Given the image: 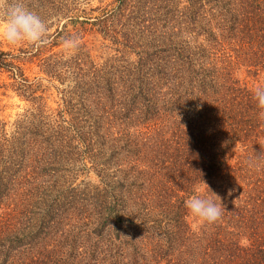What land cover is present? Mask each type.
Wrapping results in <instances>:
<instances>
[{
	"label": "trees",
	"instance_id": "16d2710c",
	"mask_svg": "<svg viewBox=\"0 0 264 264\" xmlns=\"http://www.w3.org/2000/svg\"><path fill=\"white\" fill-rule=\"evenodd\" d=\"M77 1L22 0L56 28L0 51L30 103L0 120V264H264V0ZM203 181L212 224L185 206Z\"/></svg>",
	"mask_w": 264,
	"mask_h": 264
},
{
	"label": "clouds",
	"instance_id": "9594fccd",
	"mask_svg": "<svg viewBox=\"0 0 264 264\" xmlns=\"http://www.w3.org/2000/svg\"><path fill=\"white\" fill-rule=\"evenodd\" d=\"M49 23L36 12L29 10L22 0L0 4V41L9 46L42 45L47 42ZM64 48L73 51L79 46V38L64 40ZM253 99L258 109L257 117L264 122V83L253 89ZM257 159H260L258 156ZM204 186H196L193 194L185 201L191 217L200 223L212 224L219 221L225 212L221 199L203 181ZM206 193L219 197V202Z\"/></svg>",
	"mask_w": 264,
	"mask_h": 264
},
{
	"label": "rangeland",
	"instance_id": "374dc122",
	"mask_svg": "<svg viewBox=\"0 0 264 264\" xmlns=\"http://www.w3.org/2000/svg\"><path fill=\"white\" fill-rule=\"evenodd\" d=\"M113 0H78L77 5L79 7H85L87 9V16H90L92 19L93 16L99 15L98 11H89L90 8L94 7H104L107 4H110ZM2 3H9L8 0H0V4ZM91 12V13H90ZM72 13V12H71ZM71 13H68L67 15H70ZM84 16V15H83ZM54 19V18H53ZM60 20V19H59ZM54 22L56 21L53 20ZM65 21L64 18H61V22L59 26ZM56 24V23H55ZM54 23L49 28V33L53 32L56 28V25ZM83 39L88 40V45L91 46L94 51V55H98L99 57L105 58L107 53L114 54L115 52L112 49H106V47L102 46H111L112 44L110 41H103L100 36H94L92 33H86L84 34ZM22 46V45H21ZM21 46H9L4 41H0V51H10V52H16L17 49ZM64 48V45H60L59 47H55L53 50L57 51L58 49ZM25 74L30 80H33L34 78L43 77V84L47 85L49 89L47 90V105L51 108L58 107V94L54 86L52 84L49 85V83L46 81L45 76L38 71V67L35 64L32 63H26L22 65ZM241 78H244V75H241ZM11 79L7 75V73H4L0 70V120L4 121L6 123V129L10 130L12 127L13 122L17 117L24 112L25 109H27L30 106V103L19 96L13 88L10 86ZM56 86L62 87V84H59L57 82H54ZM253 80H249V84H252ZM53 84V85H55Z\"/></svg>",
	"mask_w": 264,
	"mask_h": 264
}]
</instances>
